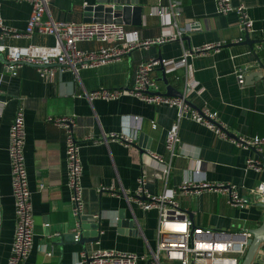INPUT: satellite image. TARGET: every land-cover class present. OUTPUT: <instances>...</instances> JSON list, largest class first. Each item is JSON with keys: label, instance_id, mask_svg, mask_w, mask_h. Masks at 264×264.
<instances>
[{"label": "crops", "instance_id": "0c3cea01", "mask_svg": "<svg viewBox=\"0 0 264 264\" xmlns=\"http://www.w3.org/2000/svg\"><path fill=\"white\" fill-rule=\"evenodd\" d=\"M98 1L52 0L50 11L57 21L83 22L85 8L97 5ZM132 1H137L143 7V20L140 26L123 24L126 31H138L141 40H148L157 39L170 30L164 29L167 25L165 18L153 16L151 12L159 6L168 7L171 0ZM178 1L182 2L179 27L184 28L194 22L196 30L187 32L180 41L135 49L120 61L82 70L78 79L71 72L61 73L54 66L53 82H48L31 65L22 66L18 77L11 79L5 76V63L0 56V86L6 93L0 103V264H8L16 224L8 146L10 128L19 105L25 113L24 153L32 194L35 234L34 247L23 264H79L81 252L96 249L137 255L155 250L158 212L152 210L144 214L136 204L132 203L130 207L124 196L135 194L137 180L143 173L148 178L146 190L154 196L177 188L196 171L209 182L236 185L243 195H248L249 189L264 182V147L262 151L241 149L189 120L182 121L180 125L178 156L173 160L168 179H165L150 160L148 151L142 152V147L168 160L165 142L176 119V111L149 105L134 97L90 103L84 96L101 88L131 87L135 71L143 62L159 59L160 56L166 61L180 59L184 51L206 44L223 43L218 53L194 56L188 59L183 69L170 72L168 67H163L166 80L180 92L185 80L193 78L200 83L201 90L189 98L195 108L207 106L217 112L231 135L259 136L264 139V80L260 79L258 73L260 66H264V0H232L235 6L244 5L254 21L249 36L252 41L261 43L255 44L253 50L244 42H235L243 37L236 13L218 15L215 0ZM0 3L6 26L24 32L31 6L13 0H0ZM129 19L133 21V15ZM6 44L20 47L53 46L55 39L36 34L31 39L7 38ZM99 46L97 42L78 45L84 51H96ZM240 69L245 74L243 85L238 83L236 75ZM163 72L159 67L152 77L166 93L167 86L161 80ZM3 101L6 104L3 105ZM64 117H74L76 120L75 136L81 146L80 157L84 169V216L102 215L99 242L87 246L69 239L70 234L77 232V226L72 216L67 187L66 130L54 122ZM132 117L141 119L140 131L132 130ZM153 124L157 127L154 128ZM112 133L129 135L134 139V145L129 147L121 141L98 144L85 142L87 137L100 138L103 134ZM249 159L261 164V174L246 171L245 165ZM100 188H113L118 195L99 193ZM177 201L187 214H192L191 221L195 226L214 231L254 230L264 222L262 205L235 208L229 205L225 196L218 193L205 191L199 196L179 195ZM134 217L138 219L141 230L137 229ZM116 218L128 223L122 226ZM46 253H52V256ZM252 264H264V243Z\"/></svg>", "mask_w": 264, "mask_h": 264}, {"label": "built area", "instance_id": "2783aa9c", "mask_svg": "<svg viewBox=\"0 0 264 264\" xmlns=\"http://www.w3.org/2000/svg\"><path fill=\"white\" fill-rule=\"evenodd\" d=\"M26 2L31 6V14L24 32L13 30L6 26L1 14L0 3V54L5 57V76L14 79L18 77L19 69L24 65H31L38 69L42 79L53 82L54 66L61 73L71 72L77 79L80 72L86 69H95L109 63L120 61L135 49H147L152 45H161L166 42L182 40L187 32L196 30V24L188 23L184 28L178 25L182 16V2L171 0L168 7H156L151 15L165 18L167 24L161 37L157 39L141 40L138 31L128 32L125 26L117 23H84L57 21L52 17L50 6L52 0H13ZM216 11L220 16L232 12L238 16L239 27L243 33L236 43L243 42L244 36L253 31L254 21L250 18L244 5L235 6L232 0H215ZM169 18V20L167 19ZM40 34L51 36L55 39L53 46L29 45L26 47L6 44L7 38H27ZM97 42L100 46L96 51L79 49V43ZM223 43L206 44L201 47L184 51L180 59L171 61L151 59L141 63L134 75L131 87L127 89L101 88L85 93V98L92 103L95 100L116 101L122 97H134L149 105L164 106L176 111V119L170 127L165 149L168 160L148 151L150 160L158 167L165 179H168L173 160L178 156L181 144L179 136L182 121L195 122L215 134L219 139L229 141L244 150L257 149L262 151L264 139L259 136L231 135L227 125L223 124L217 112L211 111L207 106L195 108L189 101L193 93H200V83L193 78L185 80L180 91L181 96H169L162 91L160 83L152 77V73L159 67H168L170 72L178 71L187 66L188 59L206 54L218 53ZM238 83L243 85L245 74L240 69L236 71ZM6 93L0 86L1 98ZM6 104V102H2ZM52 120V119H51ZM55 124L66 130V163L67 187L70 192L72 216L76 220L77 235L79 240L80 219L85 215L84 188L82 186L83 164L80 157L81 146L76 140L74 117L56 119ZM132 130H141V119L132 117ZM156 128L157 125L153 124ZM109 141H121L127 146L134 145V139L124 134H103L100 138L87 137L85 142L94 144ZM26 126L24 108L19 105L16 116L9 132L8 154L11 167L12 196L15 205L16 224L8 264H23L29 257L34 247V213L32 194L29 189L28 173L25 161ZM246 171L256 174L263 172L261 164L254 159H249L245 165ZM196 171L191 177L186 178L177 188L154 196L146 190L147 175L143 173L137 180V189L134 195L124 194L128 205L136 204L142 213L156 210L158 223L155 232L156 249L149 253L137 255L135 253L117 250H101L81 252L79 264H241L252 239L250 229L242 228L240 231H214L212 229L195 226L184 211L177 196H199L205 191L218 193L227 198L229 205L245 209L253 204L264 205V182L249 189L248 195L240 193L239 187L231 183L209 182L200 178ZM43 188V186H42ZM99 193L111 192L118 195L113 188H100ZM96 221L102 215H94ZM119 221V218H116ZM133 221L140 229L136 217ZM2 225L1 194H0V235ZM98 243V242H97ZM52 256V253H46Z\"/></svg>", "mask_w": 264, "mask_h": 264}, {"label": "water", "instance_id": "95a60500", "mask_svg": "<svg viewBox=\"0 0 264 264\" xmlns=\"http://www.w3.org/2000/svg\"><path fill=\"white\" fill-rule=\"evenodd\" d=\"M134 17L133 21H131L129 18L130 16ZM142 15H143V7L139 6L137 4V1L133 2L132 0H108L103 1L99 0L97 5L89 6L85 8V14H84V23H117V24H133L134 26H140L142 25ZM244 43L250 45L252 47V50L254 49L255 44L261 43L260 41H252L250 39L249 34L245 35ZM1 59L5 63V57L0 54ZM160 61L163 60V58L160 56L158 57ZM261 70L258 72L260 74V79L264 80V66H260ZM161 71L163 72V67H160ZM257 77H259L257 75ZM165 85L167 86L166 95L169 96H175L180 97V92L176 91L173 87H171L164 75L162 79ZM145 150L149 151L147 147H142V152H145ZM264 207V205H262ZM190 217V220L192 219V214H188ZM120 225L127 224V221H122L119 218ZM90 232V233H88ZM252 233V239L249 241V248L247 250V253L242 260L241 264H252L261 245L264 243V222L256 229L251 230ZM79 234V240L77 243H80L83 246L95 244L99 242L100 238V224L98 221L95 220L94 216H82L80 219V226L78 230ZM77 235V232L70 234V240L73 239L75 241V237ZM65 241H67V238H64Z\"/></svg>", "mask_w": 264, "mask_h": 264}]
</instances>
